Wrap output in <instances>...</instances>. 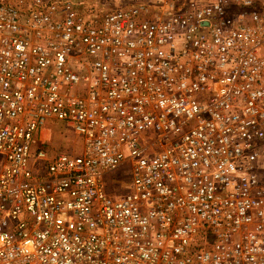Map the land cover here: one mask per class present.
Here are the masks:
<instances>
[{
    "label": "built area",
    "instance_id": "1",
    "mask_svg": "<svg viewBox=\"0 0 264 264\" xmlns=\"http://www.w3.org/2000/svg\"><path fill=\"white\" fill-rule=\"evenodd\" d=\"M0 155V264H264V0H0Z\"/></svg>",
    "mask_w": 264,
    "mask_h": 264
},
{
    "label": "rangeland",
    "instance_id": "2",
    "mask_svg": "<svg viewBox=\"0 0 264 264\" xmlns=\"http://www.w3.org/2000/svg\"><path fill=\"white\" fill-rule=\"evenodd\" d=\"M59 127V128H58ZM57 128V129H56ZM50 129H56L54 131V135L52 138V145L53 148L56 149L58 152H74L76 154H81L83 151V138L77 136L73 129L67 127L65 123L56 122L55 124L51 125ZM51 130V133H52ZM5 163V158L0 155V172L3 168ZM130 167L129 165H125L122 169L124 172H129ZM130 183V178L127 179ZM130 186L127 189L123 190V192H129Z\"/></svg>",
    "mask_w": 264,
    "mask_h": 264
},
{
    "label": "crops",
    "instance_id": "3",
    "mask_svg": "<svg viewBox=\"0 0 264 264\" xmlns=\"http://www.w3.org/2000/svg\"><path fill=\"white\" fill-rule=\"evenodd\" d=\"M53 138V137H52Z\"/></svg>",
    "mask_w": 264,
    "mask_h": 264
}]
</instances>
